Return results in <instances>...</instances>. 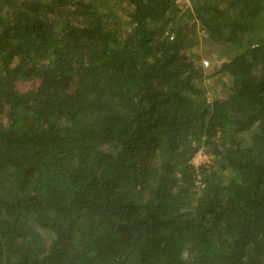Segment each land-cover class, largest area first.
Segmentation results:
<instances>
[{
	"label": "trees",
	"instance_id": "1",
	"mask_svg": "<svg viewBox=\"0 0 264 264\" xmlns=\"http://www.w3.org/2000/svg\"><path fill=\"white\" fill-rule=\"evenodd\" d=\"M0 264H264V0H0Z\"/></svg>",
	"mask_w": 264,
	"mask_h": 264
},
{
	"label": "rangeland",
	"instance_id": "2",
	"mask_svg": "<svg viewBox=\"0 0 264 264\" xmlns=\"http://www.w3.org/2000/svg\"><path fill=\"white\" fill-rule=\"evenodd\" d=\"M185 3L186 0H178L180 6H183ZM200 34L203 35L202 32H200ZM215 51V48L208 42L201 43L198 47V64L202 67L205 74H210L219 63V61L216 60ZM223 83H227V78L222 76H219L217 79L211 78L204 80L203 87L206 89V99L211 100L216 96L222 97L225 95V93H223L225 91V87H222ZM208 161L209 157L207 152L199 150L192 158L191 163L194 167L198 168L199 165L207 164Z\"/></svg>",
	"mask_w": 264,
	"mask_h": 264
}]
</instances>
